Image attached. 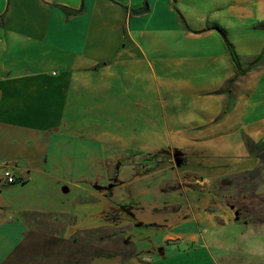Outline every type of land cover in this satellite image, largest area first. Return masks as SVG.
Segmentation results:
<instances>
[{"label": "crops", "instance_id": "crops-1", "mask_svg": "<svg viewBox=\"0 0 264 264\" xmlns=\"http://www.w3.org/2000/svg\"><path fill=\"white\" fill-rule=\"evenodd\" d=\"M262 152L264 0H0V193L50 166L55 238L98 214L135 235L113 264H264L211 189ZM38 217L0 224L26 256Z\"/></svg>", "mask_w": 264, "mask_h": 264}, {"label": "rangeland", "instance_id": "rangeland-1", "mask_svg": "<svg viewBox=\"0 0 264 264\" xmlns=\"http://www.w3.org/2000/svg\"><path fill=\"white\" fill-rule=\"evenodd\" d=\"M259 155L258 167L232 172L211 185L217 199L234 207L243 219L251 221L264 220V152ZM51 172L54 171L50 166L46 168V174L34 172L32 179L24 184L18 183L22 179L12 172L16 179L14 184H18L1 187L0 224L6 219H23L27 214L39 217L33 221L38 225L27 232L29 241H33L26 249L27 256L21 252V247H15L17 235L14 239L0 229V245L3 246L0 260H4L0 264H113L111 256L119 255L125 260L135 253V235L127 232V226L117 225L115 221L118 219L112 216L107 219L98 214H87L82 219L84 224L81 228L73 226L70 232H66V238H55L54 235L61 237L64 232H54L53 223L48 218L60 219L57 212L62 208L68 209L70 200L77 194L75 187L63 193L62 186L58 187L52 180ZM75 220L72 219V225L80 222Z\"/></svg>", "mask_w": 264, "mask_h": 264}, {"label": "built area", "instance_id": "built-area-1", "mask_svg": "<svg viewBox=\"0 0 264 264\" xmlns=\"http://www.w3.org/2000/svg\"><path fill=\"white\" fill-rule=\"evenodd\" d=\"M2 180L5 184H12L16 179L10 170H4Z\"/></svg>", "mask_w": 264, "mask_h": 264}, {"label": "trees", "instance_id": "trees-1", "mask_svg": "<svg viewBox=\"0 0 264 264\" xmlns=\"http://www.w3.org/2000/svg\"><path fill=\"white\" fill-rule=\"evenodd\" d=\"M62 8L65 9L67 12H71V10L68 9V8H65V7H63V6H62ZM143 10H144V9H142V11H143Z\"/></svg>", "mask_w": 264, "mask_h": 264}]
</instances>
